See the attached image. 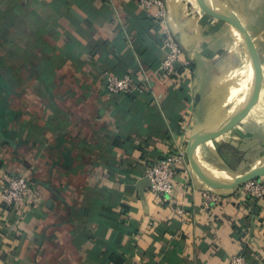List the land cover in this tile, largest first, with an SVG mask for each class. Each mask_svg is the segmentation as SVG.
<instances>
[{
    "label": "crops",
    "instance_id": "obj_1",
    "mask_svg": "<svg viewBox=\"0 0 264 264\" xmlns=\"http://www.w3.org/2000/svg\"><path fill=\"white\" fill-rule=\"evenodd\" d=\"M210 1L237 15L261 68L251 107L196 147L211 177L230 180L264 154V0ZM165 2L160 24L136 0H0V194L23 174L35 195L21 208L0 196V264H230L243 248L246 264H264V198L214 190L220 200L204 209L208 186L181 163L171 195L149 190L154 162L217 128L252 90L225 17L202 0ZM165 31L181 51L169 76ZM107 74L134 86L108 93Z\"/></svg>",
    "mask_w": 264,
    "mask_h": 264
},
{
    "label": "built area",
    "instance_id": "obj_2",
    "mask_svg": "<svg viewBox=\"0 0 264 264\" xmlns=\"http://www.w3.org/2000/svg\"><path fill=\"white\" fill-rule=\"evenodd\" d=\"M137 5L148 11L156 23L163 24L167 15L165 0H136ZM162 46L166 50L164 59L160 64V70L164 76H169L176 71V65L180 62V46L175 36L167 31L162 39ZM182 65L187 67L188 60H182ZM145 83L149 78L143 75ZM134 86V79L126 74L116 76L107 74L104 78V88L108 93L119 94L128 93ZM177 163L183 164V170L186 180H190L189 163L185 148H178L177 151L167 154L163 158L154 162L146 172V179L149 181V190L155 195H171L173 193L176 181L175 166ZM2 172L0 170V176ZM239 192L245 196L263 199L264 198V179H253L247 181L238 187ZM215 189L207 188L201 190L202 206L209 209L213 204L220 200V195L214 191ZM2 201L13 207H27L35 202V195L31 188V183L27 176L23 174H10L6 178L4 187L0 194ZM181 214V210H179ZM230 264H246L242 253H238L231 257Z\"/></svg>",
    "mask_w": 264,
    "mask_h": 264
},
{
    "label": "water",
    "instance_id": "obj_3",
    "mask_svg": "<svg viewBox=\"0 0 264 264\" xmlns=\"http://www.w3.org/2000/svg\"><path fill=\"white\" fill-rule=\"evenodd\" d=\"M202 1L212 10L221 13L225 17V19L231 24V26L240 34L245 49L247 51V54L249 56L251 69H252V90L249 96L243 102V104L229 117H227V119L223 123H221L217 128H197L196 130H194L190 134L186 145L188 162L192 170L195 172V174L203 182H205L208 187L215 190H220V189L224 190V189L236 188L247 181L253 179H259L263 177L264 164L258 168H255L240 176H236L235 178L230 180L214 179L200 165L196 156V147L202 138L211 136L213 134L221 133L232 127L251 107V105L255 102L258 95L260 82H261V68L254 44L249 34L247 33L246 29L242 25L241 21L237 17V15L231 10L218 5L217 2H213L210 0H202ZM146 181H148V179H146Z\"/></svg>",
    "mask_w": 264,
    "mask_h": 264
},
{
    "label": "rangeland",
    "instance_id": "obj_4",
    "mask_svg": "<svg viewBox=\"0 0 264 264\" xmlns=\"http://www.w3.org/2000/svg\"><path fill=\"white\" fill-rule=\"evenodd\" d=\"M260 158H256L255 160H251V161H249V162H251L250 164H248V168L246 169V171L248 172V169H249V167L252 165V166H254L255 168H258V167H260L261 165V163H263V161H264V154L262 153L260 156H259ZM259 159V162H256L257 160ZM263 165V164H262ZM221 178H228V177H226L225 175H224V177H222V176H220ZM261 178H263L264 179V176L263 177H261Z\"/></svg>",
    "mask_w": 264,
    "mask_h": 264
},
{
    "label": "trees",
    "instance_id": "obj_5",
    "mask_svg": "<svg viewBox=\"0 0 264 264\" xmlns=\"http://www.w3.org/2000/svg\"><path fill=\"white\" fill-rule=\"evenodd\" d=\"M150 18L154 21V19L151 16H150ZM242 255L244 256L245 259H247L250 255V251H248L246 248H243Z\"/></svg>",
    "mask_w": 264,
    "mask_h": 264
},
{
    "label": "bare ground",
    "instance_id": "obj_6",
    "mask_svg": "<svg viewBox=\"0 0 264 264\" xmlns=\"http://www.w3.org/2000/svg\"><path fill=\"white\" fill-rule=\"evenodd\" d=\"M238 33V32H237ZM238 35L240 36V34L238 33ZM240 38H241V36H240ZM241 40H242V38H241ZM243 42V41H242ZM201 159V158H200ZM207 170H209L210 172H212L213 174H216V175H219V176H222V177H224V175L223 174H218L217 172H215V171H212L211 169H208L207 168ZM214 179H218V178H214ZM225 179V178H224Z\"/></svg>",
    "mask_w": 264,
    "mask_h": 264
}]
</instances>
